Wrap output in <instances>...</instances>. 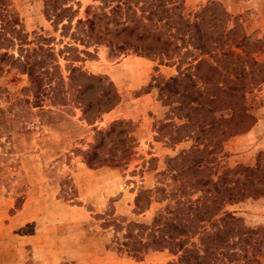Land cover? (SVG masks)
<instances>
[{"label":"rangeland","instance_id":"obj_1","mask_svg":"<svg viewBox=\"0 0 264 264\" xmlns=\"http://www.w3.org/2000/svg\"><path fill=\"white\" fill-rule=\"evenodd\" d=\"M74 1L78 5L72 2L76 13L71 27L61 32L65 20L53 23L44 12V0H10L28 46L42 35L49 37L55 52L64 45L88 51V56L79 54L80 61L58 56L61 75L68 73L66 64L78 66L99 77L89 80L93 86L87 90L86 99L95 102L102 89L108 90V82L117 99L97 117L91 103L85 118L81 107L71 101L72 90L67 89L69 100L58 97L51 102L45 98L41 102L43 112L22 101L31 100L25 74L6 66L0 70V108L5 109L6 116V125L0 124V264H167L175 257L165 249L147 250L139 260L118 251L116 243L123 229L113 232L105 223L106 219L121 225L126 221L147 223L164 202L151 201L148 208L137 212L134 196L139 189L158 185L167 157L195 144L189 138L171 141V124L177 120L158 100L153 83L176 74L189 59L179 60L180 52H171L169 47L164 54L146 53L135 31L116 33L110 24L105 31L99 22L92 23L91 31L99 37L97 43L73 39L70 32L76 18L107 10L98 0ZM179 1L188 20L208 2L218 3L229 14L227 27L236 25L246 36L250 56L264 62V0ZM66 51L65 55L73 52ZM243 101L254 123L215 145L214 158L206 169L212 180L225 168L264 167V148L259 146L264 133V82L245 89ZM113 121H121L114 130L131 129L127 135L133 141L123 143V147H130L119 160L124 163L117 167L86 165L82 151L93 143V129L103 131ZM258 121L260 126L254 128ZM241 177V172L233 175V179ZM223 212L241 216L248 225L264 227V176H249L243 197L225 203Z\"/></svg>","mask_w":264,"mask_h":264},{"label":"trees","instance_id":"obj_2","mask_svg":"<svg viewBox=\"0 0 264 264\" xmlns=\"http://www.w3.org/2000/svg\"><path fill=\"white\" fill-rule=\"evenodd\" d=\"M98 1L101 8L107 7L106 12L76 18L70 32L73 39L97 43L99 37L91 31L92 23L99 22L105 31L109 30L108 24L116 33L135 31L146 53L164 54L169 47L171 52H180L179 60L189 59L176 74L153 83L158 100L177 120L171 124L172 133L168 135L171 141L189 138L195 144L167 157L159 172L158 185L139 189L134 196L137 212L148 208L151 201L164 202L147 223L126 221L121 225L106 219L105 225L110 224L113 232L123 229L116 249L137 260L147 250L165 249L175 257V261H167V264H234L239 261L264 264V227L248 225L233 213H221L225 203L243 197L249 176L254 173L264 176V167L225 168L215 180L206 171L220 139L248 129L254 123L243 101L244 91L264 82V62L259 63L250 56L246 36L236 25L227 27L229 14L215 1L200 7L190 20L183 16L179 0ZM72 2L78 5L74 0H44V12L51 16L53 23L57 25L65 20L61 23V32L71 27L76 13ZM36 40L33 46H28L10 0H0V70L6 66L25 74L31 100L22 101L44 112L41 102L45 98L51 102L58 97L69 100L67 89H71V101L81 107L85 118L91 103L95 117L115 104L117 95L109 90L110 82L106 84L108 90L102 89L95 102H90L84 96L93 86L89 80H98V76L69 64L65 65L67 75H61L58 56L80 61L79 54L91 53L65 45L55 52L49 46V37L39 35ZM66 49L73 52L65 55ZM102 96L108 98L101 99ZM64 105L66 103H62ZM5 120V109L0 108V124L6 125ZM120 123L113 121L103 131L93 129L94 141L82 151L86 165L117 167L124 163L119 160L125 157L130 145L123 147V143L132 142L133 137L127 135L131 129L114 130ZM122 132L126 133L120 137ZM239 172L241 179H233Z\"/></svg>","mask_w":264,"mask_h":264},{"label":"crops","instance_id":"obj_3","mask_svg":"<svg viewBox=\"0 0 264 264\" xmlns=\"http://www.w3.org/2000/svg\"><path fill=\"white\" fill-rule=\"evenodd\" d=\"M263 121V120H262ZM260 124L261 123H259V121H258V123H255L253 126H254V128H257V126H260ZM263 124V123H262ZM261 127L263 128V125H261ZM263 131H264V129H263ZM260 144H259V146L261 147V148H264V133L261 135V137H260Z\"/></svg>","mask_w":264,"mask_h":264}]
</instances>
